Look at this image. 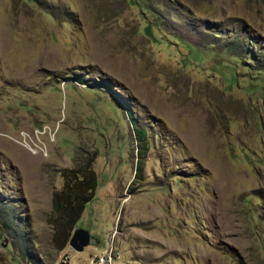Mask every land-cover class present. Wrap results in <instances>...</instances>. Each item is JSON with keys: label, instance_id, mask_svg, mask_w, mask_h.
Segmentation results:
<instances>
[{"label": "rangeland", "instance_id": "rangeland-1", "mask_svg": "<svg viewBox=\"0 0 264 264\" xmlns=\"http://www.w3.org/2000/svg\"><path fill=\"white\" fill-rule=\"evenodd\" d=\"M263 53L264 0H0V264H264Z\"/></svg>", "mask_w": 264, "mask_h": 264}, {"label": "trees", "instance_id": "trees-1", "mask_svg": "<svg viewBox=\"0 0 264 264\" xmlns=\"http://www.w3.org/2000/svg\"><path fill=\"white\" fill-rule=\"evenodd\" d=\"M237 45L232 44L231 49L236 50ZM252 57V52L249 53ZM264 61V53H263ZM264 70V65L260 67ZM83 82L84 79L78 78ZM102 87H107L105 82H100ZM145 129H139L138 139L143 142L142 149L145 152ZM92 157L85 163L79 164L75 169H68L62 174L64 182L62 187L55 191L52 196V208L55 212L53 221L52 241L55 248L61 250L68 243L69 237L74 226L80 219L86 204L95 196V190L98 186V178L95 170L92 168Z\"/></svg>", "mask_w": 264, "mask_h": 264}, {"label": "water", "instance_id": "water-1", "mask_svg": "<svg viewBox=\"0 0 264 264\" xmlns=\"http://www.w3.org/2000/svg\"><path fill=\"white\" fill-rule=\"evenodd\" d=\"M90 242V232L84 228H76L69 237L68 245L75 251H82Z\"/></svg>", "mask_w": 264, "mask_h": 264}, {"label": "bare ground", "instance_id": "bare-ground-1", "mask_svg": "<svg viewBox=\"0 0 264 264\" xmlns=\"http://www.w3.org/2000/svg\"><path fill=\"white\" fill-rule=\"evenodd\" d=\"M113 249L103 250L96 256V264H117L114 260ZM93 257V256H92ZM91 260V258H90Z\"/></svg>", "mask_w": 264, "mask_h": 264}, {"label": "built area", "instance_id": "built-area-1", "mask_svg": "<svg viewBox=\"0 0 264 264\" xmlns=\"http://www.w3.org/2000/svg\"><path fill=\"white\" fill-rule=\"evenodd\" d=\"M92 258V257H91ZM108 264H109V262H108Z\"/></svg>", "mask_w": 264, "mask_h": 264}]
</instances>
